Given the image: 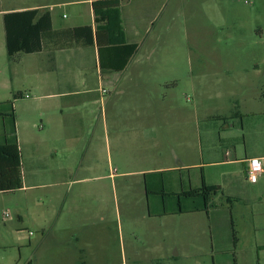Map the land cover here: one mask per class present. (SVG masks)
Instances as JSON below:
<instances>
[{
    "label": "rangeland",
    "instance_id": "1",
    "mask_svg": "<svg viewBox=\"0 0 264 264\" xmlns=\"http://www.w3.org/2000/svg\"><path fill=\"white\" fill-rule=\"evenodd\" d=\"M10 1L18 6L20 2L31 5L60 0H2L4 9ZM144 1L121 0L120 3L121 7L130 9ZM155 1L158 7L144 45L145 50L151 48L155 53L145 60L142 51L141 61L145 68H156L150 74L151 81L177 80L167 93L175 101L171 109L175 108L181 115L166 128L163 124L155 125L161 132L157 142L130 146L127 138L133 133V126L123 123L117 129L124 138L119 152L113 142L108 112L106 123L111 143L106 147L105 117L98 119L100 105L91 101L99 98L100 89L107 87L99 86L95 80L93 51L86 48L82 54L88 70L82 69L81 73L86 72L91 79L86 85L79 83L76 89H89L90 93L75 99L77 112H73L79 139L70 149L65 144L60 147V97L52 95L56 87L51 82L42 90L35 89L37 81L44 77L50 81L60 78V69L53 71L41 66L46 69L39 70L31 57L24 56L15 62L5 53L0 56V143L12 137L13 115L22 172L21 189L0 193V264H60L71 258H81V264H264V250L248 241L252 223L248 218L245 222L248 232L242 245L233 249L225 197L221 194L209 197L208 216L201 197L172 194L201 188L203 173L208 175L210 170H215L201 163H208L209 155L220 152L218 125L231 127L253 120L249 116H235L236 102L229 103L233 106L230 110H221L222 114L227 111L221 120L211 116L224 100L251 97V85L257 80L264 81V71L255 78L251 72L239 75L222 68L226 64L234 67L237 61L248 64L253 60L251 52H264V0ZM54 12L71 15L67 8ZM71 21L69 17L64 22ZM60 24L64 25L56 18L54 25ZM2 33L0 23V45ZM243 51L246 55L241 58ZM148 88L160 92L152 82ZM18 93L22 97L14 98ZM49 94L52 96L39 98ZM195 112L202 118L209 116L203 122L200 118L198 125L207 127L210 137L206 146L197 145L188 150L180 147L178 136L186 129L193 133L195 141L200 131L194 121ZM261 120L264 119L253 122L260 124ZM96 121L100 131L96 145L103 173L112 175L104 181L101 194L92 197L98 182L60 186V166L65 164L64 158L70 152L73 164L83 157L85 162L93 160L89 143ZM152 127V123L144 124L140 130L148 131ZM253 135L264 136V128L254 129ZM176 155L186 157L185 165H198L184 167ZM157 169H162L160 175L151 176ZM80 190L86 197L73 200L71 196ZM159 204L167 213L165 217L157 215L161 211ZM179 208L186 214L172 217V212ZM193 209H200L199 213L191 214ZM6 211L10 215L8 219L3 217ZM37 237L38 242L31 247L30 240Z\"/></svg>",
    "mask_w": 264,
    "mask_h": 264
},
{
    "label": "crops",
    "instance_id": "2",
    "mask_svg": "<svg viewBox=\"0 0 264 264\" xmlns=\"http://www.w3.org/2000/svg\"><path fill=\"white\" fill-rule=\"evenodd\" d=\"M93 1L94 0H60L48 4L37 3L31 5H20L21 3H24L20 2L18 6H13V3L10 1L4 9L3 2L0 0V23L3 31L2 45H4L5 48L3 27V15L5 13L33 9L41 11L46 10L50 13L52 28L54 31H63L81 26H92L94 28V14L92 10ZM120 1L121 0H119L121 19L126 40L129 43L136 44L137 49L122 71L113 72L100 69L98 65L97 48H91L93 51L92 59L95 63V80L99 86L105 84L107 87V89H104L106 90V96L97 89L100 93L99 98L92 100L91 103L93 105L96 103L100 105L99 109L101 110V115L98 116V119L101 116H103V119L105 117L104 126L106 128L104 130V135L106 138V147L108 148L111 143L110 133L106 123V114L109 112V116L111 117V129H113V142L118 145L119 152H122L120 146L124 143V138L122 140V131H117L121 124L129 122L133 126V133L131 132L127 139L130 146H138L141 142H157L158 138H160L161 132H159L160 129L155 125L163 124V128H166L181 117V115H178L175 112V108L171 109V104L174 105L175 101L171 100L167 93V91L169 92L172 90L171 86L177 84V80L174 78H166L161 81H151L150 74H152L151 72L155 73L156 68H145L143 66V61H141L142 56H140V54L142 51H144L145 60H150L155 53L151 48L145 50L144 45L154 20L158 1L146 0L138 3L130 9L121 7ZM126 2H129V0H126ZM65 8L71 10V15L69 14L67 16L64 13L59 12L55 14L54 12L57 9ZM69 17L72 21L65 23L64 21ZM56 18H60L64 25L60 24L59 26H55L54 23L56 22ZM85 18L86 22L83 23V19ZM2 45H0V56H3L4 53L7 55L6 48L3 52ZM84 49L86 48L72 47L55 50L51 45H47L41 52L29 55H15L11 59L15 62L17 60L20 62L24 56L31 57L33 58V65H36L39 70L44 71L47 68L49 70L58 71L60 69V78L50 81L49 78L47 80L46 77H44L37 81L35 89L42 90L45 85H49L51 82L55 85L56 91H54L55 93L52 95L60 97V147L61 144H65L69 149L70 146L79 139L77 136L78 133L75 129L76 122L73 114V112H77V101H75V99L79 95H87L90 93L89 89L82 91L76 89V87L79 86V83L83 82V84L86 85L91 79L90 75L86 72L81 73L82 69L88 70L85 68L87 62L86 57L82 54ZM58 55H60V59L58 58ZM245 55L246 53L243 51L241 52L240 57L243 58ZM250 56L253 60L248 64H241L240 61H237L236 64L233 65L234 67L226 64V66H223L222 68H225L227 73L236 72L239 75L251 72L253 74L252 76L259 78L264 71V52H251ZM18 65L19 63L16 64V66ZM41 66H45L46 68H40ZM189 67L192 68V64ZM200 67L203 69L202 66ZM200 67H197L196 69L202 71ZM151 82L154 83L160 92L154 93L148 88ZM59 84L60 93H56L59 92ZM110 88H114L113 91H111ZM163 88L166 90H162ZM250 90L253 92L251 97L244 96L240 100L229 98L228 100L221 102L218 111H215L211 118L221 120L225 116V112H227L224 111L222 114L221 110H230L228 108H233L234 106V108H236L235 116H249L248 119H253L255 122H258L259 119H264V81L257 80L251 85ZM52 95H41L39 98ZM226 101L228 104H225ZM231 102L236 103L232 106V104L229 105ZM226 105H228V107H226ZM200 118H202V116L195 112L194 121L197 124V127L200 128V131L195 135V141H193V133L184 129L178 136V139L181 140L180 147H185L190 150L197 145L200 147L207 145L210 131L207 127L203 126V124L198 125ZM208 119L209 116L205 115L202 118V122L203 120L207 121ZM253 120L250 121L249 124L242 121L238 126L232 125L230 127L226 125H218L216 132L218 135L220 152H217V154L212 156L209 155L208 163H201V165H208L210 168H215V170H210L207 173L208 175L203 173V182L206 186H218L220 189L214 194V196L216 194H221L222 197L226 198L229 212L228 220L231 230L235 232L236 237V244L233 245L232 243L234 250L242 245V241L248 232L245 226L247 218L252 222L249 227L251 236L248 241L253 242L255 248L264 250V136L253 135L254 129L258 127L264 128V120H261L260 124H256ZM97 121L94 123L91 130L92 139L89 143V146H91L92 149L93 160L85 162V158L83 157L82 159L77 160L76 164H73L71 161L72 154L70 152L67 157L68 159L64 158L63 162L65 164L60 166V186L98 182L99 186L95 184L96 188L94 193H92V197L99 195V193L101 194L100 191L105 185L104 181L112 175H106L103 173V163L101 162V157L96 145L99 140L100 132L99 122ZM149 123L153 124L151 130H140L144 124ZM247 135H249L248 139ZM241 136L243 137L242 140H240ZM174 137L177 138V134H174ZM171 148L175 152L176 148L174 145H171ZM37 149L40 148L37 147ZM249 158H259L262 162L263 171L256 183H250L246 179V160ZM185 159L186 157L183 155H176V160L184 167L198 165H185ZM110 162L109 158V165H111ZM177 168L178 167H172L171 169L174 170ZM161 170L162 169H157L150 175H160L159 173ZM187 192L189 191H174L172 194L179 197L181 195L188 197L186 196ZM68 196L70 197V193H68ZM71 197H73V200L74 198L79 200L84 199L86 193H82L80 190ZM210 202L207 203L206 208L208 216L210 215V209L208 208ZM160 204L157 206L161 209L162 204ZM164 208H162L160 213L157 214L158 216L165 217L167 215ZM100 213H102V211H100ZM195 213H199V211H194L191 214ZM183 214L186 213L179 208L178 211L175 210L172 212V217L183 216ZM72 238L76 240V234H73ZM38 240V237L33 238L30 240L29 245L32 247L38 242ZM0 249H2L1 246ZM81 263H83L81 258H71L69 262H61L60 264Z\"/></svg>",
    "mask_w": 264,
    "mask_h": 264
},
{
    "label": "trees",
    "instance_id": "3",
    "mask_svg": "<svg viewBox=\"0 0 264 264\" xmlns=\"http://www.w3.org/2000/svg\"><path fill=\"white\" fill-rule=\"evenodd\" d=\"M92 10L94 28L81 26L63 31L53 30L50 13L46 10L33 9L5 13L3 27L8 58L38 53L47 45H51L55 50L96 47L101 70L122 71L135 53L137 45L126 40L119 0H94ZM17 97L22 96L18 93L14 98ZM11 117L12 137L4 138L0 143V193L22 188L21 157L13 115ZM219 189L218 186H206L202 179L201 188L187 192L186 196L201 197L204 200L205 210L209 197ZM232 239L235 245L236 237L233 230Z\"/></svg>",
    "mask_w": 264,
    "mask_h": 264
},
{
    "label": "built area",
    "instance_id": "4",
    "mask_svg": "<svg viewBox=\"0 0 264 264\" xmlns=\"http://www.w3.org/2000/svg\"><path fill=\"white\" fill-rule=\"evenodd\" d=\"M101 93H106L104 89H100ZM25 98H29L28 95L24 96ZM247 170H246V179L250 183H256L262 174V162L259 158H249L246 160ZM4 219L10 218L9 213L6 211L3 213Z\"/></svg>",
    "mask_w": 264,
    "mask_h": 264
}]
</instances>
